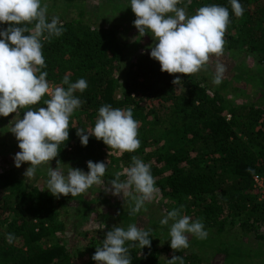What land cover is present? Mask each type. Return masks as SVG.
I'll list each match as a JSON object with an SVG mask.
<instances>
[{
	"label": "trees",
	"instance_id": "obj_1",
	"mask_svg": "<svg viewBox=\"0 0 264 264\" xmlns=\"http://www.w3.org/2000/svg\"><path fill=\"white\" fill-rule=\"evenodd\" d=\"M59 1L78 10L75 16L64 12L48 15L49 22L53 16L59 17L64 30L50 42L42 41L47 67L41 71L47 72L46 79L54 87L66 89L62 83L66 75L70 82L84 78L88 87L83 93H75L83 103L70 118L69 139L49 163H67L88 172L89 160L104 162L108 165L105 175L115 178L112 165L116 161L131 165L132 156H137L150 165L155 187L166 199L165 213L183 206V215L203 223L205 239L186 234L189 247L173 250L171 225L164 228L152 222L144 228L151 230L150 248L141 249L138 242H127L126 246L136 244L129 248L131 264H168L173 255L182 257L184 264H211L209 259L215 255H221L224 261L242 260L246 250L236 234L230 239L227 233L238 228L241 235L264 238V190L260 192L254 179L255 175L262 177L264 185V0H239L244 8L239 18L230 0H191L190 4L182 0L178 5H187L189 16L205 5L228 8L225 47L253 56L259 65L232 79L243 77L255 85L254 97L240 102L228 98L224 83L212 86L201 71L188 76L162 72L159 62L150 57L151 50L138 48L139 40L126 41L117 26L99 25L86 18L84 0ZM107 5L116 8L113 3ZM28 26L34 27V23ZM7 27L0 24V29ZM177 75L181 82L174 85ZM44 100L47 94L37 108H30L46 107ZM105 104L132 108L133 118L140 123L141 143L135 152L118 153L94 136L82 146L77 129L83 128L87 134L94 128L98 110ZM28 109L21 108L19 113L23 115ZM36 173L49 179L47 172L38 167ZM69 196L78 198L83 210L95 200L83 194ZM59 200L47 185L25 180L15 164L0 172V264H79L78 249L75 251L72 243L45 239L65 227L59 218ZM117 212L116 223L82 231V236L74 234V239L81 236L87 240L79 254H92L87 264H96L92 256L107 230L113 226L126 230L138 215H130L121 206ZM9 233L15 237L11 244L6 239ZM206 247L212 249L210 255Z\"/></svg>",
	"mask_w": 264,
	"mask_h": 264
},
{
	"label": "clouds",
	"instance_id": "obj_2",
	"mask_svg": "<svg viewBox=\"0 0 264 264\" xmlns=\"http://www.w3.org/2000/svg\"><path fill=\"white\" fill-rule=\"evenodd\" d=\"M182 0H130V7L135 14L134 26L139 36L151 33L154 46L150 57L159 62L161 71L185 76L206 70L211 56L223 55L225 33L230 23L228 8L219 5L199 7L194 15L189 16L187 5L178 7ZM191 0H188V4ZM231 9L236 17H242L244 8L239 0H230ZM48 5L41 0H0V24H7L0 29V116L7 117L17 113L21 108H29L22 119L16 120L11 132L18 141L19 152L15 154L14 163L19 168L23 163L30 166L24 172L27 178H34L37 167L48 164L58 157L60 145L69 139L70 118L81 107L83 101L75 95L83 93L88 83L84 78L70 82L66 75L63 86L52 87L46 71L47 67L42 41H51L63 33L59 17L53 16L48 21ZM29 27L28 25H33ZM25 33H28L25 35ZM226 66L217 61L213 83L222 82ZM179 75L172 81L179 85ZM44 100L46 107L32 110L30 106ZM140 123L133 118L131 107L113 108L105 104L98 110L95 126L90 131L78 128L76 135L82 146H87L89 137L102 140L109 149L118 153L135 152L140 147ZM132 164L124 169L126 179L121 181V173L115 174L110 182L112 195L130 197L134 202L130 215L147 211L146 202L154 199L158 193L150 165L137 156H132ZM104 162H87L89 171L70 167L64 174L59 167L48 169L47 190L54 196H77L85 193L94 184H101L107 170ZM180 209L167 212L160 224L170 226V246L173 250L189 247L188 236L193 234L205 239L207 232L200 220L181 215ZM151 230H144L136 224L127 229L113 226L106 231L102 245L96 247L92 259L96 264H131L129 248L138 242L141 249L151 247L149 238ZM8 243L15 239L9 233ZM184 264L183 258L173 255L168 264Z\"/></svg>",
	"mask_w": 264,
	"mask_h": 264
},
{
	"label": "rangeland",
	"instance_id": "obj_3",
	"mask_svg": "<svg viewBox=\"0 0 264 264\" xmlns=\"http://www.w3.org/2000/svg\"><path fill=\"white\" fill-rule=\"evenodd\" d=\"M114 2L120 3L115 4ZM41 3L42 5H48L47 16L54 15L59 12H64L63 14L67 16H75L78 10L77 6H65L64 2H60L59 0H42ZM110 3L116 5V8H113L111 5H107ZM83 6L85 9L86 18H88L90 21L95 20L99 25L117 26L118 33L123 34L124 38H126V41L135 39L139 40V49L151 50V46H154V43L158 42L154 41L151 33H147L143 37L139 36L138 30L133 23L135 20L133 19L135 14L131 10L130 0H84ZM125 13H127V15H125ZM217 61L225 65L227 69L220 84L224 83L225 89L228 92V98H231L232 101L235 102H240L245 99H252V97L255 95L254 91H256L253 82L238 76L236 80L233 81L232 79L236 76V74L241 73L246 69H258L259 65L254 60L253 56L242 54L241 51L237 52L234 49H227L224 46L223 55L219 57H216L215 55L211 56L209 64L207 65V69L201 70L212 86L216 85L213 83V79L215 76V65ZM50 85L54 88L53 84ZM234 86L236 87V90ZM47 99H50L48 94ZM34 106L37 108L38 104ZM19 112L20 109L17 113L9 114V116L5 117L4 119L3 116H0V172L10 165L15 164V154L20 151L18 147V141L14 134L11 131L8 132L6 129V127L12 129L16 120L23 118V115H21ZM29 166L30 165L26 163H23L20 166L24 179L27 181H34L39 185H47V180L42 176H38L37 173L35 174L34 178L31 179L24 176V172ZM130 166L131 165L125 164L124 162L116 161L111 167V172L114 174V176L118 172L121 173L120 179L123 181L126 179L124 169ZM49 167H59L61 171L64 172V174H67L70 165L68 166L67 163H63L62 165H53L48 163L38 166V169L48 173ZM81 170L87 173L84 169ZM101 179V184H94L85 193H83L85 198H95L89 209L83 210V203L80 202L78 198H72L70 196L59 197V201H61V204L58 205L61 212L59 214V218L65 222V227L56 231L54 236L50 235L45 238L49 242H52L57 238L64 240L68 244L72 243L74 245L75 251L78 249L76 252V255H78L76 257V262L79 264H87L92 255L88 253V251L82 253V255H79L86 248L87 241L81 237L82 235L80 232L87 231L96 226H105L107 224L116 223L118 220L117 209L119 206L129 211L131 210V207L134 206V202L130 197H125L122 193L120 196H115L112 195L111 191H107V189L111 187L110 182L115 178L104 175ZM260 192L262 191L260 190ZM165 200L166 199L161 198V195L158 192L152 201L145 203L147 211L142 209L139 213H137L138 215L136 216L135 220L129 222V224H136L138 227L143 229L147 226H152V222H154L156 225L157 223L161 225V219L167 215V213H165L166 208L164 206ZM161 201L163 202L160 203ZM183 214L184 212L181 211L182 216ZM170 223H172V221H169V224L164 225L163 227L167 228L169 225H171ZM77 232L81 236H78L77 239H74V234ZM227 234L230 239L234 236V234H236L235 237L238 238L239 244L246 250V255L242 260L238 259L233 262L221 260V255H215L209 259L211 264H264L263 237H258L255 234L241 235L238 228H233V231L231 229ZM206 250L208 255L212 253V249L206 247ZM161 258L164 259L165 255H163Z\"/></svg>",
	"mask_w": 264,
	"mask_h": 264
},
{
	"label": "built area",
	"instance_id": "obj_4",
	"mask_svg": "<svg viewBox=\"0 0 264 264\" xmlns=\"http://www.w3.org/2000/svg\"><path fill=\"white\" fill-rule=\"evenodd\" d=\"M254 179H255V183L257 184L258 188L261 191H263L264 190V185H263V182H262V177L255 175Z\"/></svg>",
	"mask_w": 264,
	"mask_h": 264
}]
</instances>
